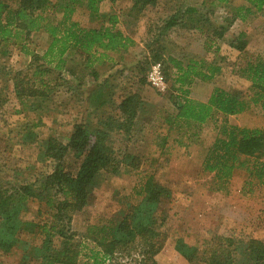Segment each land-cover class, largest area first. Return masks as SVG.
I'll use <instances>...</instances> for the list:
<instances>
[{
	"label": "rangeland",
	"instance_id": "374dc122",
	"mask_svg": "<svg viewBox=\"0 0 264 264\" xmlns=\"http://www.w3.org/2000/svg\"><path fill=\"white\" fill-rule=\"evenodd\" d=\"M48 1L52 5L62 2ZM158 2L156 8L138 12L132 10L134 0L105 1L97 18L84 6H77L72 20L81 27L108 26V19L116 15V28L134 41L128 51L107 53L91 65L75 53L65 56L62 71L55 69L56 63L47 64L42 57L51 39L43 30L30 41L0 44V185L18 180L40 183L42 175L52 172L50 163L35 162L39 142H30L32 146L25 142V127L33 128L41 139L54 137L64 145L79 125L102 129L114 151L116 164L98 175L88 189L87 205L73 215L70 228L75 235L74 248L80 252L76 264H91L92 253L100 251L93 241L94 228L117 223L139 206L149 178L164 191L158 214H166L161 230L167 241L156 257L157 264H212V257L219 253L211 241L214 234L235 244L250 239L264 242V184L240 169L223 190L217 191L220 185L214 176L203 173V163L223 122L264 130L260 109L251 106L246 113L228 118L216 115L202 126L168 122L176 115L171 97L181 95L179 86H174L177 73L168 58L183 60L186 65L190 60L200 62L203 73L218 70L211 81H194L189 88L193 100L207 102L215 88L243 90L247 85L239 76L240 70L248 61H264V12L257 13L247 0H231L226 5L218 0ZM7 3L14 10L18 2ZM191 8L197 13L187 12ZM248 8L253 10L249 14ZM178 10L181 17L177 26L163 34L169 17ZM45 17L56 22L60 14L48 12ZM219 34L225 35L220 39ZM240 45L242 51L237 49ZM156 65L161 68L163 90L150 81ZM41 69L46 71L43 79L48 91L34 84L38 97L30 99L28 109H24L15 96L16 83L30 82L32 86L38 81L35 73ZM134 94L140 97L135 119L120 109L123 100ZM32 105L42 108L33 111ZM64 162L66 170L76 176L82 160L70 156ZM21 239L22 244L12 253L0 255V264L39 263L36 248L43 238L35 233ZM179 241L195 249L192 262L176 250ZM235 259L240 261V257ZM125 263L139 264L130 259Z\"/></svg>",
	"mask_w": 264,
	"mask_h": 264
},
{
	"label": "trees",
	"instance_id": "16d2710c",
	"mask_svg": "<svg viewBox=\"0 0 264 264\" xmlns=\"http://www.w3.org/2000/svg\"><path fill=\"white\" fill-rule=\"evenodd\" d=\"M8 1L12 0L0 1V44L30 41L35 33L43 30L50 37L51 44L42 60L51 65L56 63V70L62 71L65 56L69 53L84 57L91 65L100 62L107 53L126 52L134 46V41L116 28L119 22L116 15L108 19V26L101 28H83L72 20L79 5L84 6L92 18H97L101 17V5L115 0H62L53 5L48 0H17L14 10ZM218 2L226 5L231 0ZM247 2L257 13L264 12V0ZM158 3V0H134L132 10L142 12L148 7L156 8ZM180 11L169 17L162 29L163 34L177 26ZM252 11L247 9L248 14ZM48 12L60 14L59 21L47 19L45 14ZM187 12L197 13L192 8ZM224 35L219 34V38ZM237 49L242 51L244 47L240 45ZM24 52L30 54L27 50ZM168 64L176 70L174 86H179L177 90L181 93L179 97H171L176 115L168 121L170 125L184 122L202 126L216 115L224 118L242 115L251 106L260 109L264 117V61H248L240 70L239 76L247 85L245 89L228 92L215 88L207 102L191 99L189 88L195 80L211 81L218 70L203 73L200 62L190 60L186 65L183 60L173 57L168 58ZM45 74L43 69L35 73L38 81L32 86L30 82L16 83L15 96L24 109H28L30 99L38 97V87L34 84L38 83L45 92L48 91L43 79ZM139 103V94H134L123 100L120 109L135 119ZM40 108L41 105L31 107L33 111ZM25 128V142H39V146L35 145V162L50 163L53 169L42 175L40 183L18 180L0 185V255H9L18 244H22L21 236L38 233L43 238L42 245L36 248L38 264H76L80 252L74 248L75 235L70 225L73 215L87 205L90 185L102 171L116 164L108 134L102 129L91 130L79 125L70 142L64 145L54 137L41 139L33 128ZM70 156L82 160L76 176L66 170L64 161ZM240 169L245 170L250 179L264 184V130L240 128L223 122L203 163V173L213 175L214 181L220 185L217 191H221ZM162 189L153 178H149L143 187L145 197L139 206L117 223L92 228V232H96L93 241L100 251L92 253L91 264H126V259L139 264H157L156 257L167 241L166 233L161 230L166 214L162 213L161 217L158 214L164 199ZM35 202L42 204L45 210ZM211 241L219 249V253L212 257V264H264V242L250 239L235 244L232 239L217 234L211 237ZM176 250L187 261L194 260L195 249L182 241L177 243ZM235 256L240 257L239 262Z\"/></svg>",
	"mask_w": 264,
	"mask_h": 264
},
{
	"label": "built area",
	"instance_id": "2783aa9c",
	"mask_svg": "<svg viewBox=\"0 0 264 264\" xmlns=\"http://www.w3.org/2000/svg\"><path fill=\"white\" fill-rule=\"evenodd\" d=\"M150 81L158 89H161V90L164 89V82L162 79L160 65H156V66L152 67L151 75H150Z\"/></svg>",
	"mask_w": 264,
	"mask_h": 264
}]
</instances>
